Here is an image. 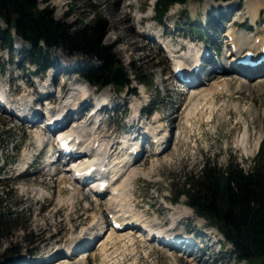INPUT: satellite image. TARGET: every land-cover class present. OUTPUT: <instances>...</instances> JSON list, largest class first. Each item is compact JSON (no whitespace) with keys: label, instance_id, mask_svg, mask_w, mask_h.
Wrapping results in <instances>:
<instances>
[{"label":"rangeland","instance_id":"374dc122","mask_svg":"<svg viewBox=\"0 0 264 264\" xmlns=\"http://www.w3.org/2000/svg\"><path fill=\"white\" fill-rule=\"evenodd\" d=\"M39 1L41 8L51 10L54 19L66 25L89 22L95 16L105 20L106 31L102 43L110 49L115 64L123 69L128 85L117 87L110 84L97 88L85 82L92 99L86 114L89 116L93 113L91 107L95 106L99 95H103L107 101L111 100L108 106L116 104L104 109L103 113L93 119L97 124L100 123L95 137L103 136L104 139H113L111 142L118 141L120 144L116 152L123 146V151L128 150L127 153H130L129 144L120 141L128 139L127 136L132 132L131 129L127 130V124L135 113L134 105H138L136 114L139 117L137 119H140L141 131H150L152 127L151 134H147L151 145H146L143 154L132 162L129 169L132 168L125 173L132 170L138 174L131 187V204L136 206V215L139 213L138 216L147 222L160 224L162 229H167L162 223L168 222L170 218L173 221L177 217L180 219L182 216H179L178 211L188 206L184 196L176 201L174 194L181 189L184 178L197 173L206 161L222 168L229 163L238 164L244 171L253 167L259 148L264 151V71L255 73L260 81L256 80V87L250 90L243 88L240 93L235 89L238 82L243 81V76H237L238 80L230 75L233 71L218 69L216 73L219 76L202 79L196 85L198 90H193L196 94L190 97L191 90L181 85L172 71V57L166 47L167 37L160 36L161 47L156 41L146 40L142 37L146 32L142 31L143 25L139 24L138 19L152 15L154 21L150 24L155 26L156 32L163 29L159 23L165 24L168 30L176 28L179 37L173 34V39L191 38L196 45L205 44L207 48L213 49L218 56L217 60H228L223 40L233 19L239 20L233 22L238 23V28L231 27L228 33L233 31V36L234 32L237 34L236 43L239 46V41H246L251 46L253 37L263 35V11L252 22L251 18L245 17L243 0H224L235 7L223 4L215 13L205 5V0H186L184 4L170 6L164 17L159 19L155 0ZM126 2L132 6H126ZM117 5L124 6L123 12L130 15L128 20L123 18L124 14L118 10ZM0 28H5L1 20ZM120 36L125 37L123 41L118 40ZM256 39L263 42L262 36ZM257 43L253 47L256 51ZM247 51V48L241 50L235 62L244 57ZM36 55L35 49L20 37L13 36L12 44L8 46L0 35V87L4 89L5 99L17 102L22 95L30 94L33 89L35 93V90L40 92L42 85L51 80L46 90L50 95L45 98L47 100L36 105L39 111L45 112L46 107L58 110L60 102L69 106L79 103L80 99L75 96L78 88L72 83L84 80L77 72L87 63L91 64V60L81 54H69L59 47H43L40 56ZM258 57L253 54L251 59L255 61ZM61 86H64L63 90ZM50 98H55L57 102H52ZM80 117L74 115L63 128L69 130L74 121L75 124L84 125V122L91 120ZM158 118L160 120L155 122ZM42 120L34 129H29L25 122V129L18 126L22 121L0 111V201L3 200L0 204V264L15 255L26 259L31 255L46 254L51 249L64 252L68 242L80 237L84 231H90L92 224L95 225L99 218H104L103 231L84 249L86 254L79 248L73 256H65L68 261L61 262L65 257L60 253L39 264H251L236 259L233 247L219 231L204 218L197 216L191 208L186 210L190 213L189 217L178 224L177 231L182 232L183 224H186L185 229L192 231L196 235L194 237H197V232L206 233L195 238L197 246L194 248L198 250L203 247L206 251L184 253L182 250L162 247L155 240L143 241V238L149 237L148 231L143 228L145 231L141 229L132 235V244L123 246L120 243L117 245L118 235L114 234L116 245L110 247L111 255L104 259L98 240L112 231L110 211L114 208L109 200L111 190L109 187L93 190L96 178L89 175L86 184H79L83 188L76 193L77 186L74 184L78 180L71 178L72 171L63 170L65 165L67 168L72 167L71 161L84 155V152L62 163H46L55 147V134V137L49 139L42 157L27 168L24 167L22 157L27 156L28 159L29 152L35 155L38 151L39 143L34 134L40 133L43 136L47 126L46 120ZM156 125L160 126L156 128ZM103 128L107 130L102 131ZM155 128L161 130L158 136H155L158 132H154ZM141 135L144 134L138 131L131 138L136 140ZM48 137L49 134H46L45 140ZM158 138L159 142L163 141V146L157 152ZM76 147H80V143ZM258 157L263 159V155L259 154ZM21 166L23 175L18 176ZM49 168L62 171L50 176L46 171ZM107 177L110 178L111 174H107ZM94 197L101 199L100 206L97 200L92 201ZM119 231H125L120 234L130 236L125 227ZM80 239L78 241L84 238ZM84 254L87 256L83 257Z\"/></svg>","mask_w":264,"mask_h":264},{"label":"bare ground","instance_id":"6f19581e","mask_svg":"<svg viewBox=\"0 0 264 264\" xmlns=\"http://www.w3.org/2000/svg\"><path fill=\"white\" fill-rule=\"evenodd\" d=\"M242 2L244 4V9H245L244 13H246L245 17L248 19L251 18L252 22L256 21L261 11H263V14H264V0H243ZM223 4H227L228 6L230 5L229 2L227 3L223 1L205 0V5L209 6V8H211L213 13L219 11V7L223 6ZM126 6L131 7L132 5L130 2L128 3L126 2ZM230 6L235 7L233 5H230ZM117 7H118V10L122 14H124L123 18L128 20L130 18V15L125 14V12H123L124 6L117 5ZM207 10H210V9H207ZM153 18L154 17L152 15L151 16L147 15V16H142L138 19L139 24L143 25L142 31L146 32V35H142V37L148 41L153 40L154 42L156 41V43L158 42V45L160 47H161V43L159 39L160 36L167 37L168 41L166 42V47L169 51V55L172 57L171 59L172 71L174 72L175 67L179 68L181 74L184 76V79L178 80V82H180V84L183 85L184 87H188V90H191V93H189L188 91L190 97L196 94L194 93L193 90L197 89L196 85L202 79H209L211 77L215 78L216 76H219L216 73L218 72V69L220 71H227V70L233 71V73L230 74L232 78L234 77L237 78V76L239 77L243 76V81L238 82L237 88L235 89L237 90V92H240L241 89L243 88L250 90V88L256 87L255 82L256 80L257 81L259 80L255 77V73L257 74L259 72L264 71V62H262L257 67L251 68L250 66L239 65L235 62V60L239 58L241 50L246 49V48L248 50H251L254 55L257 54L258 56H262V55L264 56V52L260 51L261 47L264 45V29L261 30V32L263 31V35H260L263 37V42L260 39H256L260 37V36H257V37H253L254 39L252 40L251 46L246 41H239L240 43V46H239L236 43L237 34H235L234 32V36H233L232 35L233 31L228 33L231 27H237L238 25V23L235 24L233 22L234 21L239 22V20L233 19L230 25L231 27L228 28L227 33L224 35L225 39L223 40L224 42L223 44L226 45L225 55L228 57V60L226 59L217 60L218 56H216L214 50L207 48L205 44H201L198 46L196 45L195 42L192 41L191 38H185V37L180 38L179 40L176 38L173 39L172 37L173 34L174 36L176 35L179 37V34H176L177 33L176 28H172L168 30L165 24L159 23L160 26H163V29L161 30V32L160 31L156 32V29H154L155 26L153 24H150L152 21H154ZM118 21H121V19ZM129 27L133 28V25H130ZM156 36L158 37V39ZM124 38L125 37L120 36L118 37V40L123 41ZM235 43L237 44L238 48L235 45ZM256 43L258 46L257 47L258 51H256V49H253V47H256L255 46ZM194 68H196V70ZM225 75L228 76V74H225ZM186 79H189V81H185ZM50 81L51 80L45 82V84L42 85V90L40 92L35 90L36 91L35 93L33 89V91L30 94H24L26 95L24 97L22 95L21 98L17 102H11L9 100H6L4 89L0 87V111L6 116H10L14 119L16 118L19 122L22 121L21 123H18V126H23V128L25 129H26V123L29 129H34L38 126L37 124H40L42 119L46 120L45 123L47 127L43 131V136L40 133L34 134V138L36 139V142L39 143V145H38L37 154L33 156L34 159L32 157L33 162H35L38 158L42 157V155L45 153L44 152L45 148L49 144V139L51 137H55V134H57L56 141L54 144L55 147H57V150L55 151H60V152H58L56 156L55 154H53V152L50 153L49 158L47 159L46 163L52 164V162H55V161H56L55 163H60V162L62 163L66 161L67 159L69 160L70 158L79 155L81 152H84V155H82L81 157H77L71 161L72 167L67 168L65 167L67 165H65L63 168L64 171H68V172L72 171V175H74V177H72L71 175V178L79 181V182L76 181L77 184H74L75 187L77 186L76 190L74 189L76 193H79L80 190L83 188L79 184H81L82 186L86 184L88 175H90L89 177H92L95 175L96 180L94 181V184H93L95 188L93 190H96V189L99 190L102 182H105L106 187L110 188L111 194L109 196V200H110V204L112 208H114L113 211L112 210L110 211L112 212L110 224L112 225V221H113V222H117L123 225L126 228V230L130 233V236H128L129 234L128 235L120 234V233H124L125 231L121 232L119 231L120 229L117 230V229H113L112 227H110L112 231L109 232V234H107L103 239L100 238L98 240L99 247H100L99 249H100L102 257L104 259H108L107 256L111 255L110 254L111 252L109 253L110 247L111 246L114 247V245H116V241L114 242V240L116 239L113 237L114 234L118 235L117 245L118 243H120V245L123 246L126 244H132L133 243L132 235L136 232H140V230L143 228H146V231H148L147 235H150L149 237L146 236L145 238H143L144 239L143 241H147V240L154 241L155 240L157 241V244L162 247H169L168 249L170 250H182L184 253H191L193 252V250L196 252L198 250H201L202 252L206 251V249H204L203 247L199 248L198 250L194 249L197 246V242L195 238H197L199 235L203 236L206 233L203 234V233L197 232V237H194L195 234H193L192 231L185 229L186 224H183L182 232L177 231L178 224L182 223L183 220H187L188 219L187 217H189L188 214L190 213L186 212V210H190L189 209L190 207H188L187 205H186L187 206L186 208L180 209L178 211V214H180L179 216L180 217L182 216L180 219L179 217H177V219L175 218L173 221L170 218L171 221L169 220L168 222L162 223L163 225L167 227V229H162L160 224L155 225L153 223L147 222L143 217H139L140 216L139 213H137L136 215V212H135L136 206L134 204H133L134 206L131 204L132 197H133L131 187L134 183V180L137 179L138 174L134 173L132 170L129 171L127 174L125 173L129 169V167L133 165L132 162L135 159H137L139 155L143 154V152L145 151L146 145L148 143H150L148 145H151V140H149V137L147 134H151L150 131H152L151 130L152 127L150 131L148 129H144L143 131H141L142 127L139 123L140 119H137L139 117L136 114L138 110L137 108L138 105L133 106V112L135 113L133 114L132 120L127 124V127H128L127 130L131 129L132 132L129 133V137L127 136L128 139H121L120 141L127 145L129 144L128 149L130 148V153L129 154L127 153L128 150L123 151L125 150L123 146H121L120 150L116 152L117 145L120 143L118 141L111 142L110 140H113V139H104L103 136L99 138H97L98 136L95 137V134L99 132L100 123L97 124V121L93 120L94 118L99 116L101 113H103L104 109L109 108V107L112 108L116 106V104L108 106L107 103H109V101L111 100L107 101L104 99L103 95H99L98 98L96 99L95 106L92 105L91 107L92 108L91 110H95V108L96 110L91 115H89L90 116L89 117L88 113L86 114V111L89 108L88 106L92 104V99L90 98V94L87 92L86 85H84L86 81L84 80L82 81L81 79V81H78V82L73 81L72 83L73 85H75L76 88H78V93L75 96L77 97L76 99L78 98L80 99L79 103H77L75 106L74 105L69 106V105H65L62 102H60L59 105L61 106L58 110H56L55 108L53 109V108L46 107V109L44 110L45 112L41 110L39 111L36 108V105L38 102L43 101L45 97L50 95V92L49 93L46 92V90L50 86ZM164 81L165 80H162V82ZM63 89H64V86H61V90ZM91 92H92V89H91ZM120 97L122 98V96ZM50 100L52 102H57L55 98H50ZM74 115L75 117L76 115L78 116L81 115L82 118L86 120L89 118L91 120L90 122H87V121L84 122L85 123L84 125L75 124L74 122L76 121H74L73 126L69 130L67 129V127L63 128L65 123L69 119L73 118ZM160 118H158V120L155 122H158ZM9 119L11 120V118ZM49 124H53L54 127L50 129L48 127ZM86 124L88 125L86 126ZM159 126L160 125H156V128ZM105 130L107 129L106 128L102 129V131H105ZM138 131H139V134L142 133L144 135H141L140 137H138V139L136 138L135 140L134 135ZM160 131L161 130H157V129L154 130V132H156L155 136H158ZM46 134H49V137L45 140ZM106 136H108V134ZM131 136H134V137L131 138ZM123 138H126V137H123ZM60 142L61 144L63 143L67 145V147L70 148L69 155H64L61 152V150L59 149ZM156 142H157L156 150L158 152L160 149H162L163 141L159 142V138H158ZM77 143H80V147L78 148L76 147ZM121 151L122 153L119 154ZM153 152H156V151H153ZM23 159H25V157H23ZM96 166H99L98 167L100 170L99 172H97L98 171L97 169L96 170L94 169ZM22 167L23 166H21L20 168L21 172H19L18 176L23 175ZM46 171L50 173V176H51V175L58 174L62 170L59 171L58 168H54V169L49 168ZM107 174H111V177L108 178ZM141 174H144V173H141ZM58 178L60 180V177ZM103 189L104 188L101 187L100 190H103ZM96 200L98 201L97 205L100 206L99 200L101 199L94 197L92 201L96 202ZM140 218H143V219L139 221ZM138 221L140 222V224L138 223ZM103 222H104V218H99L96 224L94 223L95 225H93L90 222L92 224L91 228L89 229L90 231L88 232L84 231L80 237L76 239L73 238L74 240H72L71 242H68L66 244L67 248L65 249L64 252H59V249H56V250L51 249L50 251L46 252V254L42 253L38 256L31 255L26 259H21L18 257V255H15L12 258H10L8 261L2 264H39V263L44 262L47 259H52L53 257H55L56 255L60 253L64 254V257L65 256L71 257L74 255V253L79 248H82L83 253L86 254L84 249L90 246L91 244L90 241L94 237L96 238L98 236V234L102 230ZM173 222H175V224ZM129 228H132V229H129ZM80 238H84V239L82 241H78ZM169 238H173V239H169ZM80 244H82V246H80ZM182 246H184V249H181ZM207 246L209 247V245ZM85 254L83 257L87 256ZM43 255H44V258H43ZM66 257L62 258L60 261L61 262L68 261Z\"/></svg>","mask_w":264,"mask_h":264},{"label":"trees","instance_id":"16d2710c","mask_svg":"<svg viewBox=\"0 0 264 264\" xmlns=\"http://www.w3.org/2000/svg\"><path fill=\"white\" fill-rule=\"evenodd\" d=\"M40 2L0 0V20L5 24L0 35L5 43L11 46L13 36H18L35 49L36 57L43 47L81 54L91 64L77 72L80 77L97 88L112 84V66L116 60L102 43L105 20L95 16L89 22L66 25L55 20L51 10L41 8ZM185 2L155 0L158 18L164 17L170 6ZM255 158L253 167L246 171L238 164L229 163L222 168L206 161L197 173L184 178L174 200L184 196L193 212L215 227L233 247L236 259L264 264V151L261 148Z\"/></svg>","mask_w":264,"mask_h":264},{"label":"water","instance_id":"95a60500","mask_svg":"<svg viewBox=\"0 0 264 264\" xmlns=\"http://www.w3.org/2000/svg\"><path fill=\"white\" fill-rule=\"evenodd\" d=\"M111 80L113 85L117 87L128 85V78L125 76L123 69L117 64L113 66Z\"/></svg>","mask_w":264,"mask_h":264}]
</instances>
